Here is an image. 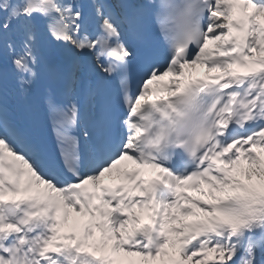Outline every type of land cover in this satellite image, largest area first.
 <instances>
[{"label":"snow or ice","instance_id":"1","mask_svg":"<svg viewBox=\"0 0 264 264\" xmlns=\"http://www.w3.org/2000/svg\"><path fill=\"white\" fill-rule=\"evenodd\" d=\"M0 264H264V0H0Z\"/></svg>","mask_w":264,"mask_h":264}]
</instances>
